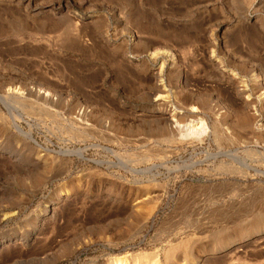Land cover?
Listing matches in <instances>:
<instances>
[{"label":"rangeland","instance_id":"1","mask_svg":"<svg viewBox=\"0 0 264 264\" xmlns=\"http://www.w3.org/2000/svg\"><path fill=\"white\" fill-rule=\"evenodd\" d=\"M0 264H264V0H0Z\"/></svg>","mask_w":264,"mask_h":264}]
</instances>
